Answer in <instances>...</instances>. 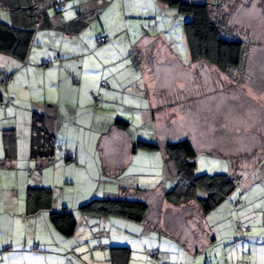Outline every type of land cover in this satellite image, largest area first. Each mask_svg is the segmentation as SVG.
I'll return each instance as SVG.
<instances>
[{"label": "crops", "instance_id": "obj_1", "mask_svg": "<svg viewBox=\"0 0 264 264\" xmlns=\"http://www.w3.org/2000/svg\"><path fill=\"white\" fill-rule=\"evenodd\" d=\"M44 35L49 36L52 44L45 43L42 48L33 46L27 63L5 60L6 68L16 70L17 76L11 88L0 91L4 97L16 98L15 103L8 108L0 106V171H6V178H10L9 186L4 187L3 184L0 188V264H111L109 244L127 239L131 246L137 248L148 244V240L142 239L138 243L139 239L136 241L126 236L129 233L127 229H136V226L127 222L131 220L84 215L79 211V206L93 198L120 196L126 191L128 197L148 202L146 218L154 210L155 202L152 200L161 202L162 211L159 209L156 213L160 212L164 216H156L159 218L155 220L173 232L172 212H176L174 216L181 214L179 210L186 208L189 203L176 206L164 199L165 191L178 181L177 170L168 159L164 145L174 136L171 126L177 121L183 122L187 114L165 99L169 97H165L166 89L163 88L170 84L171 77H166L161 68L158 82L151 79L153 76H142L140 73L134 75V72L139 71L136 65L140 66V62L131 63L132 60L127 57L129 51L127 54L118 52L103 68L100 65L94 67L90 63L88 66L87 61L80 58L86 55L87 50L93 49L96 54L105 49L114 51L116 40L96 49L87 44L86 40L82 43L79 34L56 30L53 34ZM57 41L60 44H55ZM151 44L145 45V53L140 54L142 58H145V54L149 55L150 50L151 53L156 52ZM55 54L61 58L60 62L50 66L43 64ZM123 59L126 61L119 65ZM141 63L147 71V63ZM123 65H126L124 72L121 71ZM88 69L100 70L102 74L99 76L91 72L85 76L84 72ZM104 81L107 85L101 88ZM175 84L183 82L179 79ZM195 84L196 93L191 98L195 106L189 105L188 109L192 114L201 115L203 105L200 102L203 93H206V86L201 81ZM33 85L38 93L35 98L21 93V90H34ZM92 93L101 94L98 107ZM220 95H215L211 101L212 113L211 117L206 118L207 126H211L209 131L213 134L232 133L235 130L232 125L236 124L232 119L235 116L234 105L228 102L230 94L223 96L226 103L221 105ZM33 111L46 113L56 119L53 124L56 143L63 150H56L51 163H40L30 156ZM117 118L129 121V128L115 125ZM194 122V132L200 141L198 133L205 132L204 124L199 116L195 117ZM9 128L17 131L18 154L7 166H1L5 160L2 134ZM141 138L158 141L161 143L160 149L134 150L135 142ZM173 139L178 140L175 137ZM65 150L73 152L72 160L65 158ZM216 151L229 160L228 151L221 146ZM225 166L231 168L226 162ZM25 168L32 169L30 171L33 175L26 174ZM251 168L258 169L256 165ZM10 169H20V173L14 175L9 173ZM261 174L264 176V173ZM14 178L15 184L11 181ZM35 184L53 189L55 209L66 207L74 212L78 222L74 238L63 236L53 226L48 211L34 216L25 214L26 189ZM259 185L256 193L254 189L257 184L246 185L240 195L228 197L230 199L227 198L218 207L222 208L217 213L218 208L206 217L200 212L201 224L196 229L191 227L183 240V257L168 252L162 256L160 250L162 259L167 264H264V210L255 206L257 199L264 198V181ZM237 200L241 203L235 207ZM229 208L235 209L237 214ZM4 215L10 217L8 221ZM236 215H239V219ZM234 219L251 226V231L241 234ZM35 244L38 249L33 247L32 250ZM7 245L12 249L8 251ZM40 248L42 250L38 251ZM149 255L140 252L134 260L132 253L129 264H154L152 250Z\"/></svg>", "mask_w": 264, "mask_h": 264}, {"label": "rangeland", "instance_id": "obj_2", "mask_svg": "<svg viewBox=\"0 0 264 264\" xmlns=\"http://www.w3.org/2000/svg\"><path fill=\"white\" fill-rule=\"evenodd\" d=\"M64 1L67 4L66 7L58 9L52 7L51 9V14L56 24L60 23L59 21L69 20L70 17L68 15L70 14L74 13L77 16L80 11L87 10L91 12L95 9L94 13L88 12V15L94 14V20L81 33L82 35L79 34L78 38L82 40V43L86 40L87 44H91L96 49L100 46L111 44V42L102 44L100 42L101 36H109L112 41L116 40V43L114 42V51H107L105 49L103 52L99 51L96 54V51H93V49L87 50L86 55L80 58H84L88 66L94 64V67L100 65V68H103L106 62L112 60L118 52L120 54L123 52L127 54V51H129V56L127 57L130 58V61L132 60L131 63H134L133 61L140 62V66L136 65L139 71L134 72V75L135 73H140L142 76L144 74L149 77L153 76L151 79L154 78L158 82L161 78L159 77L161 75L159 69L161 68L163 74L172 79L170 84L165 85L166 87L163 86V89H166L165 97H169L165 99H168L173 106L175 105L178 109H181L183 114H187L183 118V122L179 123L177 121L172 125L173 128L171 126L174 135L172 139L174 137L175 139L183 137L193 141L195 147H197L195 158L197 173L216 174L230 173L232 171V168L225 166V162L229 166L230 161L216 151L217 147L221 146L225 151H228L229 158L233 159L235 172L237 174L241 173L240 175L242 176L241 184L237 185L236 191L229 197L240 195V192L242 193L245 186L249 184H257V187L254 189V192H257L259 184L264 181V176L261 174L263 172L260 169L257 170L251 168V166L256 164V162L260 164L264 159V0H188L195 3L208 1L211 4L214 19L224 26L225 34L228 36L235 35L234 37L245 41L247 48L246 65L244 69H232L230 72H223L215 65L203 60L193 62L183 28L186 18L180 15L175 8L169 7L160 0ZM89 2L92 4H89ZM0 10V17H5L6 14H2L5 11ZM58 11L59 13H57ZM55 31V29H52L45 32L53 34ZM41 32L42 35L39 33L38 38L34 41L35 48L43 47L45 43L48 45L52 44L51 39L48 38L49 36H45L44 34L46 33ZM150 42H152L151 45L156 49V52H152L153 55L150 50V54H145V58H142L140 54L141 52L145 53L144 47ZM55 44L58 45L60 42L57 41ZM69 45L71 46L72 44L69 43ZM7 59L8 57L0 55V90L4 91L11 88L13 84L6 86L2 81V74L6 69H9L8 67L6 68L5 60ZM117 60L119 59L117 58ZM97 61L98 63H95ZM122 61H126V59L119 61V65L123 64ZM141 62L147 63L149 67H147V71ZM125 66L123 65L122 72H124ZM91 72L99 76L102 74L100 70L91 71L88 69L85 70L84 75H89ZM179 79L182 80L183 84L176 85L175 82ZM200 81L206 86V93H203V100L200 102V105H203V109L200 111L201 115L194 112L192 114L189 110V105L195 106V102L194 100L191 102V98L196 93L194 89L195 83H200ZM33 88L34 90L28 89V92L21 90V93L35 98L38 93L34 85ZM217 91L221 94V105L222 103H226L223 97L225 94H230L228 102L234 105L235 116H232V119L234 118L236 124L232 125L235 128L232 133L213 134L209 131L211 130V126H207L208 122H206V118L211 117V101L215 95L219 94ZM178 95L181 96L179 97ZM196 116L200 117L205 130L203 133H198L200 141L194 132V120ZM141 139L143 140V138ZM144 140L149 141L150 139ZM206 140L209 142L205 143ZM57 150L59 149L57 148ZM19 170L10 169L11 172L9 173L15 175L16 172L20 173ZM30 170L32 169H24L26 174H30ZM6 175V171H0V188L3 184L6 185H3L4 187L9 186L10 178H6ZM11 181L15 184V178L14 180L11 179ZM152 201L155 202L154 210H151L149 213L146 223L127 221L136 226V229H127L129 233H126V236L131 239L134 238L136 241L139 239L138 243L142 239H146L148 240V244L135 248V246H131L127 239H124L109 245L130 247L133 251L134 260H136L140 252L151 255V250L153 251L154 249L161 250L162 256L165 255V252H168L173 256L177 255L182 258L184 254V238L187 237L191 227L192 229H196V226L202 222L200 217V212L202 211L199 205L192 201L187 204L186 208H181L179 210L181 214L177 216H174L176 212L173 211V219H171L173 232H169L167 230L168 226L160 224L158 220H155L159 218H156V216L162 215H160V212L159 214L156 213L159 209L162 211L161 202L154 199ZM255 206L263 211L264 198L257 199ZM221 208H218L216 213ZM229 210L236 213V210L233 208H229ZM4 216L6 221H8L10 217L8 215ZM235 217L239 219V215ZM237 219L233 221H239ZM169 222L167 221V223ZM73 236L69 237V239L74 238ZM34 246H32V250ZM41 250L42 248L38 251ZM151 258L155 262V257L151 255ZM1 260L2 255L0 254Z\"/></svg>", "mask_w": 264, "mask_h": 264}, {"label": "trees", "instance_id": "obj_3", "mask_svg": "<svg viewBox=\"0 0 264 264\" xmlns=\"http://www.w3.org/2000/svg\"><path fill=\"white\" fill-rule=\"evenodd\" d=\"M160 1L171 8H175L180 15L186 18L183 28L193 62L203 60L215 65L223 72H230L232 69H244L247 56L245 41L234 37L235 35L228 36L225 34L224 26L214 19L211 4L208 1L199 3L188 0ZM89 4L92 3L89 2ZM66 6L64 0H0V9L5 11L2 14L7 15L0 17V55L24 64L28 62L38 34L41 33L42 35L41 31L44 33L55 29L66 34H81L94 20V14L88 15V12L94 13L95 9L91 12L87 10L80 11L77 16L74 13L70 14L68 15L69 20L59 21L60 23L56 24L51 14L52 7L58 9ZM104 38H107V40H104ZM110 41L109 36H101L100 38L102 44ZM60 61L59 55L55 54L53 58L46 59L43 64L50 66ZM15 76H17L16 70L6 69L2 74V81L6 86H11ZM106 85H101V88L106 87ZM100 96L99 93H92L97 107L101 102ZM15 101V96L4 97L3 93L0 92V106L2 108H8ZM55 123V117L33 111L29 142L30 156L33 160L40 161V163H51L54 159L56 150L59 147L56 143V134L53 128ZM115 125L128 129L130 123L125 119L117 118ZM2 142L5 160L1 163V166H7V163L16 159L18 154L17 131L14 128L5 129L2 134ZM160 147L161 143L158 141L140 139L135 142L134 150L156 151ZM164 147L168 159L174 164L178 175L175 186L167 189L164 193V199L173 205L179 206L194 201L199 205L203 216L206 217L236 191L237 185L241 184V173L237 174L235 172L233 159L231 160V158H229L232 168L230 173L198 174L195 161L197 151L192 140L188 138L170 139ZM254 165L258 167L257 170L260 169L264 173V159L260 164L256 162ZM38 169L41 172V167ZM32 173L30 171L29 175ZM54 202L55 195L51 187L38 184L27 186L25 214L34 216L42 211H48L51 223L63 236L71 237L75 235L78 222L74 212L66 207L57 210L54 208ZM239 203L241 201L237 200L234 203L235 207H238ZM148 210L149 204L147 201L128 197L126 191L120 196L93 198L79 206V211L84 215L119 217L136 222H144ZM238 224L249 228V230L241 231ZM235 225L243 235L251 231V226L238 221ZM108 249L111 264L130 263L132 256L130 247L113 245ZM158 251L157 256L152 255L155 257V264H161L160 262L167 264L162 259L159 249ZM246 264L248 263L246 262Z\"/></svg>", "mask_w": 264, "mask_h": 264}, {"label": "built area", "instance_id": "obj_4", "mask_svg": "<svg viewBox=\"0 0 264 264\" xmlns=\"http://www.w3.org/2000/svg\"><path fill=\"white\" fill-rule=\"evenodd\" d=\"M104 40H107V38H106V39L104 38ZM101 84H102V86H105V85H106L105 82H102ZM58 149H59V150H63L62 146H59ZM64 156H65V158H66L67 160H72V159H73V152L70 151V150H65V151H64ZM238 226H239V228L241 229V231H243V232L249 230V228L244 227V226H242V225H240V224H238ZM10 248H11L10 246H7V249H10ZM37 248H38V246L35 245V246H34V249H37ZM158 253H159V251H158L157 249H155V250L152 251V255H154V256H157ZM160 263H161V264H164V263H162V262H160Z\"/></svg>", "mask_w": 264, "mask_h": 264}]
</instances>
